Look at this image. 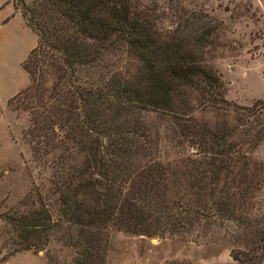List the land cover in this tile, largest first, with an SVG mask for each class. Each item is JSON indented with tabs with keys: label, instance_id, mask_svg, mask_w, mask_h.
<instances>
[{
	"label": "trees",
	"instance_id": "1",
	"mask_svg": "<svg viewBox=\"0 0 264 264\" xmlns=\"http://www.w3.org/2000/svg\"><path fill=\"white\" fill-rule=\"evenodd\" d=\"M18 9L37 45L22 64L30 84L16 97L29 111L32 156L52 170L57 203L55 215L8 217L26 231L9 255L57 240L74 264H106L111 232L185 241L210 233L212 244L237 245L234 261L262 264L264 164L242 149L257 147L264 127L251 134L241 122L242 138L232 140L239 127L194 120L197 109L214 106L195 107L193 93L231 106L202 57L214 31L207 19L177 15L175 30L163 33L143 0H20ZM122 55L133 71L103 66ZM253 106L264 108V99ZM160 129L170 134L161 138ZM163 140L170 159L158 154Z\"/></svg>",
	"mask_w": 264,
	"mask_h": 264
},
{
	"label": "rangeland",
	"instance_id": "2",
	"mask_svg": "<svg viewBox=\"0 0 264 264\" xmlns=\"http://www.w3.org/2000/svg\"><path fill=\"white\" fill-rule=\"evenodd\" d=\"M159 17L157 27L163 33L176 28V16L195 12L204 16L214 29L209 47L202 49V57L208 68L218 76L219 92L231 105L223 109V104L214 103V97L202 99L193 93L191 103L198 106V100L214 107L197 109L194 120L205 123L215 130L219 125L237 129L236 137L242 138L241 122L244 130H262L264 108L253 106L264 99V0H143ZM20 8V0H6L0 9L4 15L6 6ZM19 10V9H18ZM17 11V10H16ZM18 12V11H17ZM20 13V12H19ZM21 15V14H20ZM2 31L4 36H2ZM28 39L17 29H0V264H74V253L62 242L52 240L42 245L39 251L30 249L10 256L13 249L20 248V235L26 232L12 224V220L29 217L34 211H50L56 214V196L51 191L52 170L49 164L38 163L26 141L25 131L30 127L29 111L23 110L22 99L14 91L20 89L29 77L22 64L27 59ZM133 60L124 55L104 58L103 66L110 72L133 71ZM48 83L51 78L47 77ZM30 82V81H29ZM17 96V97H16ZM248 108L250 111L239 115L232 106ZM243 121H239V118ZM154 124L166 123L152 117ZM160 137L170 134L160 129ZM159 155L172 158L171 147L162 141ZM242 153L249 161L264 164V139L255 148L244 147ZM55 151L47 155V160L57 156ZM79 160V159H78ZM223 232V231H221ZM210 233L206 238L197 239L196 234L188 241L180 238H146L125 232H111L106 264H244L230 257V250L237 245L228 243L212 244ZM10 256V257H9ZM6 258V260H5ZM264 264V260L262 262Z\"/></svg>",
	"mask_w": 264,
	"mask_h": 264
},
{
	"label": "crops",
	"instance_id": "3",
	"mask_svg": "<svg viewBox=\"0 0 264 264\" xmlns=\"http://www.w3.org/2000/svg\"><path fill=\"white\" fill-rule=\"evenodd\" d=\"M6 0H0V9ZM11 27L12 29H17L22 32V34L28 39L27 53H29L36 47L37 45V36L26 26L22 16L19 12H17L12 5H7L4 15L0 17V29L3 30L5 28ZM2 36H4L2 31ZM27 55V57H28ZM26 57V58H27ZM24 71V70H23ZM26 73V72H25ZM29 80L21 86L20 89L14 91L11 96L6 97L8 100L10 97L16 95L18 92L22 91L28 86ZM3 95L2 88L0 87V96Z\"/></svg>",
	"mask_w": 264,
	"mask_h": 264
}]
</instances>
